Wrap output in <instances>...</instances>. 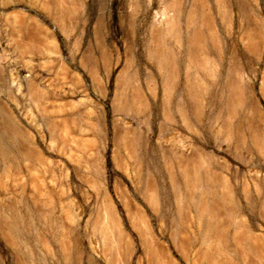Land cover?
Listing matches in <instances>:
<instances>
[{
    "label": "rangeland",
    "instance_id": "obj_1",
    "mask_svg": "<svg viewBox=\"0 0 264 264\" xmlns=\"http://www.w3.org/2000/svg\"><path fill=\"white\" fill-rule=\"evenodd\" d=\"M0 264H264V0H0Z\"/></svg>",
    "mask_w": 264,
    "mask_h": 264
}]
</instances>
